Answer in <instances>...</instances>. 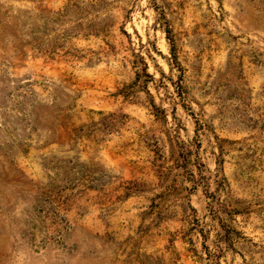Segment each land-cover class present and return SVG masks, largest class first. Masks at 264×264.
Here are the masks:
<instances>
[{
	"label": "rangeland",
	"instance_id": "1",
	"mask_svg": "<svg viewBox=\"0 0 264 264\" xmlns=\"http://www.w3.org/2000/svg\"><path fill=\"white\" fill-rule=\"evenodd\" d=\"M0 264H264V0H0Z\"/></svg>",
	"mask_w": 264,
	"mask_h": 264
}]
</instances>
